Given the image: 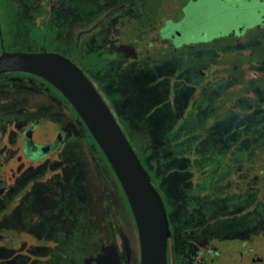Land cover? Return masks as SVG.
<instances>
[{"label":"flooded vegetation","instance_id":"af4514ba","mask_svg":"<svg viewBox=\"0 0 264 264\" xmlns=\"http://www.w3.org/2000/svg\"><path fill=\"white\" fill-rule=\"evenodd\" d=\"M1 3L7 8L0 5V56L68 58L117 121L103 92L125 91L118 113L154 119L153 129L143 130L154 136L155 150V134L164 128L183 142L196 135L198 144L183 151L186 162L170 163L169 173L163 171L168 163L151 169L142 161L168 215L166 264H264V0ZM134 83L151 97L136 98ZM211 128L231 133L218 136L225 151L220 162L192 163ZM97 156L112 171L49 81L27 72L0 74V264H142L136 224L129 240L107 226L108 238L101 235L98 249L82 255L61 243L66 229L77 233L84 218L73 181Z\"/></svg>","mask_w":264,"mask_h":264},{"label":"water","instance_id":"95a60500","mask_svg":"<svg viewBox=\"0 0 264 264\" xmlns=\"http://www.w3.org/2000/svg\"><path fill=\"white\" fill-rule=\"evenodd\" d=\"M7 72L38 75L70 102L121 185L139 233L142 264H166L170 229L162 197L106 101L85 73L60 54L21 52L0 56V74Z\"/></svg>","mask_w":264,"mask_h":264},{"label":"rangeland","instance_id":"374dc122","mask_svg":"<svg viewBox=\"0 0 264 264\" xmlns=\"http://www.w3.org/2000/svg\"><path fill=\"white\" fill-rule=\"evenodd\" d=\"M0 5L3 10H6V4L1 3ZM206 19H209V17ZM204 21L205 20H203V22ZM207 24L208 23H204L202 27L207 26ZM28 29L29 32L32 33L36 31L34 27H29ZM134 84L137 89L135 91L136 98L144 97L145 99H149L151 97L149 94L150 92H147L146 88L139 91L140 87L138 88L137 83ZM110 91L113 92L112 90ZM111 92H109L110 95L105 92L103 93L107 102H109L111 108L117 114L118 122L125 135L128 137L130 143L135 146L133 148L136 152L138 151L141 154L139 157L141 162L144 159V163H147L151 169L155 168L154 163H168L164 168L165 170L163 169L165 173H169L166 168L169 167L170 163L186 162V152L183 151L191 149L194 145L198 144L195 140L196 135L193 134L192 137L188 139L189 141L183 142L176 134H172L171 130L164 128L162 132L159 131V134H155L156 138L158 136V144L155 147V150L154 136L143 130V126H146L147 124L153 129L154 119H148L144 122V120L142 121L136 118L122 117L123 114H119L118 111L122 110L125 104L124 102H120V95L124 97L125 91H122L119 94H113ZM177 94H179V99H183V92H178ZM253 122L256 124L258 121L255 120ZM210 130H208L205 136H203L205 138L203 144L201 145L199 143L200 149H202V151H200V156L196 158L197 161H192V163L220 162H218V160L221 159L222 154L225 151L222 148L223 145L220 146L218 136L225 135L224 137H230L231 133H228L226 129V131L220 129L216 130L214 128H211ZM262 140L263 136L257 137V142ZM86 150L87 147L84 152ZM139 153H137L138 156ZM156 154H161L162 156H157ZM75 158L78 161L81 160L78 156ZM99 161L101 168L97 164ZM75 165H77L76 167L78 168L80 166L79 163H75ZM85 165V170H80L78 177L72 184V192H74L75 197L79 198L78 210L83 214L82 217L84 216V218L79 222L81 225L78 227L77 233L76 230L70 231L69 229H66V232L64 233L67 234V236H64L61 242L64 247L75 245L74 248L77 255H82L86 251L93 252L97 250L100 246L101 240L104 239L101 235H105L106 239L108 238L107 232H104L107 226L113 225L114 228L118 227L122 229L125 231L124 233L128 239L133 235L135 224L121 185L107 163L101 161L97 156L95 163L92 162L91 159H88L86 160ZM82 224H84L85 227ZM99 230H102V232H98ZM98 234L100 237L97 236ZM71 249H73V247H71Z\"/></svg>","mask_w":264,"mask_h":264},{"label":"trees","instance_id":"16d2710c","mask_svg":"<svg viewBox=\"0 0 264 264\" xmlns=\"http://www.w3.org/2000/svg\"><path fill=\"white\" fill-rule=\"evenodd\" d=\"M133 147H135L134 145H132ZM137 153H139L138 151H137ZM140 153H139V157H140ZM123 194H124V192H123ZM124 196H125V194H124ZM126 198V197H125ZM127 200V199H126ZM128 206H129V204H128Z\"/></svg>","mask_w":264,"mask_h":264}]
</instances>
